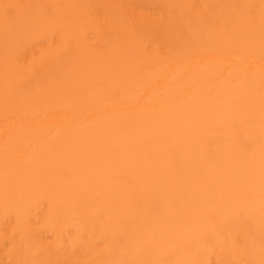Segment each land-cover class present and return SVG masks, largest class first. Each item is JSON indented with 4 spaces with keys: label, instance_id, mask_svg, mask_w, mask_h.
I'll use <instances>...</instances> for the list:
<instances>
[{
    "label": "bare ground",
    "instance_id": "1",
    "mask_svg": "<svg viewBox=\"0 0 264 264\" xmlns=\"http://www.w3.org/2000/svg\"><path fill=\"white\" fill-rule=\"evenodd\" d=\"M0 264H264V0H0Z\"/></svg>",
    "mask_w": 264,
    "mask_h": 264
}]
</instances>
